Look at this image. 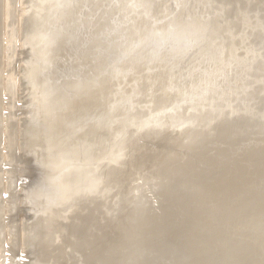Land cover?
<instances>
[{"label":"bare ground","instance_id":"1","mask_svg":"<svg viewBox=\"0 0 264 264\" xmlns=\"http://www.w3.org/2000/svg\"><path fill=\"white\" fill-rule=\"evenodd\" d=\"M128 1L56 0L54 12L59 13L58 20L49 29L34 33L31 42L34 58L30 75L36 78L35 106L44 113L43 126L34 128L31 146L39 149L41 166L46 170L65 168L60 175L49 179L47 187L40 189L46 196L44 213H47L45 220L41 221L42 229L38 227L40 237L43 244L49 242L47 240L54 241L49 244L58 251L70 220L77 219V204L83 201L84 195H94L98 199L110 195L114 188L123 194L137 190L141 181L145 185L157 184V195L165 198L168 207L187 198L198 207L217 192L210 191L212 194L208 195L209 190L203 184L204 176L191 163L189 151L196 154L201 149H210L211 157L215 155L217 162L227 161L229 152L234 153V148L229 147L231 135L245 130L264 133V86L258 85L261 81L255 82L256 77L258 81L264 79L258 76L264 75L260 71V67L264 69L261 66L264 58V0ZM131 4L137 12L127 26L125 36L123 34L118 41L114 36L115 17L129 10ZM52 5L54 0L37 3L42 14L46 11L50 14ZM207 54H211L208 63L207 59L205 61ZM202 64L207 66L204 73L199 70ZM44 74H50L53 79L47 80ZM181 77L184 79L178 85ZM221 77L232 82L234 89L240 87L237 89L239 93L244 88L241 86H246L249 93L243 91L245 94L237 95V90L217 92L211 84ZM124 86H129L130 90L125 97L118 99L117 91ZM233 97L235 104L231 103ZM241 117H251L252 121L250 124L240 121ZM167 130L179 134L173 139L176 150L170 148L173 146L170 144L168 149L155 153L153 157H163L161 161L152 160L145 173L142 170L146 164L143 165L137 172L139 177H133L127 187L124 174L128 165L136 161L140 146L154 142ZM218 139L222 144H216ZM213 150H217L216 154ZM224 153L229 157L223 159ZM175 157L181 166L173 170ZM68 163L78 164L66 168ZM213 170L208 173L210 179L216 173L215 167ZM246 171L243 169L233 174L239 172L241 176ZM257 172H253V177L252 173H247L254 178ZM246 175L243 174L244 181L237 179L244 184L249 180ZM233 185L240 192L238 184ZM227 189L230 192L232 187L227 185L215 191ZM228 192L222 194L223 199L209 213V218L215 220L224 214L219 225L216 224L218 228L221 224L242 220L233 215H240L238 210L244 204L241 206L233 201L234 207L230 209ZM181 210L183 215L178 212L175 226L183 228L174 229L195 238L199 221L189 223L192 230L185 229L189 214L185 205ZM104 211L91 217L90 224L100 228L99 217ZM228 213L230 216L226 217ZM35 232L34 235L40 234ZM238 235L247 237L244 233ZM40 237L36 242L43 247ZM31 238L36 239L35 236ZM99 239L94 241L97 250L103 248L98 247ZM245 243L237 242L235 249L244 252ZM49 244H45L47 248L51 246ZM40 248L37 253L42 250ZM47 248L42 254H53L52 257L62 254L61 250L55 249L57 253L54 254L51 252L54 249ZM45 255L41 256L42 259L46 258ZM48 259L51 264L57 262L55 256Z\"/></svg>","mask_w":264,"mask_h":264},{"label":"rangeland","instance_id":"2","mask_svg":"<svg viewBox=\"0 0 264 264\" xmlns=\"http://www.w3.org/2000/svg\"><path fill=\"white\" fill-rule=\"evenodd\" d=\"M39 1L0 0V264H28L30 261H34L32 264H43L44 262L47 264L51 261L48 259L49 256L52 259L54 256L57 258V260L55 259L57 262L53 261L52 264H264V133H257L253 130L236 132L230 136L232 140H229L231 142L229 147L234 148V153L229 152L230 155L224 153L223 159L225 156H230L229 159H226L227 161L224 159L217 162L215 155L211 157L210 149H201V152L196 154L189 151L191 163L204 176L203 184L209 190L208 195L212 191L217 192V194H213V196L216 194L214 198L212 195L208 200L206 198L207 202L202 199L204 205L196 207L192 200L188 201L189 198L186 195L188 202L180 200L175 206L168 207L165 204V198L157 195V184L145 185L140 180H138L140 186L137 190L134 189L123 194L117 193L114 188L110 195L106 197L102 195L98 199L94 198V195H84L81 198L83 201L77 204L78 209L75 213L77 219L70 220L71 224H68L67 232L63 234L64 241L59 249L62 254L58 253L59 257H56L57 255L52 257L53 254H48L54 249L49 242L54 241L47 240L49 242L46 241L45 244L51 245H47L49 246L47 248L40 237L41 221L43 222L47 217V213H44L46 196L43 192L41 193L40 189L47 187L49 179L60 175L65 168L54 171L46 170L41 166L42 156L39 149L31 146L34 128L40 129L43 126L44 118V113L35 106L36 78H32L30 75L34 58V53L31 52V42L34 33L49 29L59 18V13L57 15L54 12L56 0H54V6L52 5L49 9L51 10L50 14H46L49 11L42 14V9L37 6ZM115 1L118 2V0ZM128 2L133 1L129 0ZM131 6L123 14L117 15L116 13L113 28L114 36L118 41H121L123 34L125 36L127 26L130 25L135 17L134 13L137 12L134 5L131 4ZM118 13L121 12L118 11ZM210 55L205 56L207 63ZM263 60L261 66L263 65L264 68ZM205 65H199L200 73L205 72V68H207ZM260 69L264 72L262 67ZM248 71L250 70L248 69ZM263 72L261 73L263 74ZM121 73L119 74L121 75ZM44 76L47 80L53 79L50 74H44ZM258 76L264 77L260 74ZM183 79L184 77H181L177 84L179 85ZM258 79L256 77L255 82L258 84L261 81L262 84L258 85L263 87L264 79L259 81ZM232 84L221 77L211 86L217 92H231L240 88L234 89ZM242 88V93L249 90L246 86H241ZM129 90V86L120 88L117 91V98L125 97ZM241 92L238 91L236 94L241 95ZM234 94L233 96L237 97ZM186 97L184 95V98ZM234 97L231 103L235 104ZM259 102L263 103L264 107V102L261 103V99ZM239 120L250 124L252 118L241 117ZM178 135L177 131L167 130L156 137L154 142L141 143L143 145L140 146V150L136 154L138 156L136 161L128 165L124 174V182H127V187L131 185L133 177H139L137 172L143 165L146 164L142 170L145 173L146 169L151 167L152 160L161 161L163 157H153L155 153L164 151V148L168 149L170 144H173L170 148L176 150L173 139ZM218 143L222 144L219 139L216 141V144ZM213 151V154H216L217 150ZM252 151L254 152L251 153ZM76 164L68 163L65 167ZM24 166L28 169H24ZM180 166L181 162L175 157L173 170ZM212 166L215 167L216 173L210 179L208 173L212 172ZM13 168L16 172L13 171ZM100 168L101 166H99L101 173L102 169ZM243 169L247 171L242 172L241 176L238 172L236 175L238 174L240 177H235L233 172ZM127 171L129 172L127 173ZM255 171L258 172L254 178H250L247 172L252 173L251 177H253ZM230 173L233 174L232 177L229 176ZM243 174H247L249 182H254L248 184L245 177L246 182L241 183L242 180L237 178L244 181ZM18 177L21 179L19 180ZM235 182L238 184L240 192L234 188L233 183ZM227 185L232 187L230 192L228 189L215 191V189L221 190ZM226 192L229 193L228 197L231 200L228 203V205L231 203L230 209L234 207V202L241 206L244 204V207L238 210L240 215H233L234 217L240 216L242 220L228 222V225L221 224L218 228L217 225L224 214L219 215L215 220V218H209V213L214 205L223 199L221 196ZM240 196H242L241 199ZM184 205L189 214L186 217L189 222L185 229L192 230V225L189 223L199 221L195 238H192L188 233L180 234L174 229L177 227L175 226L178 222L177 214L180 212L183 215L181 208ZM201 207H203L204 213H202ZM102 210H105L104 215H100V228H97L90 224L91 217L102 213ZM243 214L244 217H242ZM39 216L40 219H38ZM229 216L230 213L226 217ZM82 226L85 227L80 231L79 228ZM33 227L35 230L32 229ZM32 230L34 232L37 230L35 234L38 232L40 234H36V236ZM240 233H244L247 237L239 236ZM32 234L36 237L35 240L31 238ZM38 235L43 247L45 245L47 250L51 249L46 252L49 256L42 254L45 253L43 252L45 248L41 246L40 242L37 243ZM98 238H100L98 247L101 246L105 249L94 248L97 246L94 241ZM240 238L242 239L238 240ZM239 241L246 242L244 252L235 249L236 243ZM35 242L37 246H41L38 248L42 249L38 253ZM55 249L58 251L57 247ZM55 249L51 252L57 253ZM40 252L41 254H39ZM98 254H100L99 257H96ZM44 255L46 258L42 259L41 256Z\"/></svg>","mask_w":264,"mask_h":264},{"label":"water","instance_id":"3","mask_svg":"<svg viewBox=\"0 0 264 264\" xmlns=\"http://www.w3.org/2000/svg\"><path fill=\"white\" fill-rule=\"evenodd\" d=\"M13 171L16 172V170L13 168Z\"/></svg>","mask_w":264,"mask_h":264}]
</instances>
